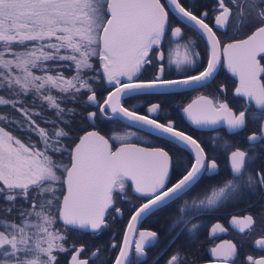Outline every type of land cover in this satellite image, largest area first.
<instances>
[{
  "label": "snow or ice",
  "instance_id": "obj_1",
  "mask_svg": "<svg viewBox=\"0 0 264 264\" xmlns=\"http://www.w3.org/2000/svg\"><path fill=\"white\" fill-rule=\"evenodd\" d=\"M193 9L195 4L186 6V0H0V109L8 110L0 111V198L9 205L0 215V264H58V254L69 252L70 264H89V259L108 264L99 247L81 258L85 245L69 244L68 232L100 233L108 227L110 210L123 215L117 197L128 200L129 182L144 202L132 206L121 244H111L118 249L112 264H132L133 253L142 264L159 236L136 225L177 201L182 203L170 227L179 229L176 237L196 233L194 217L264 190V170L252 168L260 158L257 144L264 147V0H216L211 25L209 11ZM172 18L205 45L206 67L198 74H190L201 60L195 41L185 39L184 28L173 26ZM230 29L250 34L236 39L227 35ZM221 56L238 77L235 94L245 98L243 110L201 95L181 111L196 126L224 125L232 133L249 119L259 123V133L247 137V149L233 150V142L214 139L213 147L228 154L226 176L220 175L217 159L180 130L164 107V98L180 85L206 86ZM148 68L151 75L141 78ZM101 77L110 89L98 97L94 85ZM83 93L84 104L96 108L86 114L93 130L69 145L65 141L72 139L77 114L70 105ZM144 96L160 99L150 105L135 99ZM129 99L134 103L125 106ZM101 118L119 121L124 130L102 135L94 124ZM156 142L162 146H143ZM173 170L178 174L174 183ZM206 179L210 182L202 184ZM231 224L241 233L251 232L256 220L251 214L233 216ZM217 230L227 231L220 224L212 228ZM254 246L264 251V236ZM211 252L218 264L238 256L230 241ZM165 264L188 261L177 249ZM243 264H264V255H248Z\"/></svg>",
  "mask_w": 264,
  "mask_h": 264
},
{
  "label": "flooded vegetation",
  "instance_id": "obj_2",
  "mask_svg": "<svg viewBox=\"0 0 264 264\" xmlns=\"http://www.w3.org/2000/svg\"><path fill=\"white\" fill-rule=\"evenodd\" d=\"M192 4H195V9L193 10H198L197 14H199V11H209L210 18L206 20V22L211 25L213 23L211 19L213 13L211 9L215 6L216 0H186V6ZM171 23L173 26H181L184 28L185 39L191 38L195 41L197 50L201 54V60L190 74H198L199 71H202L204 67H206L207 61V52L203 41L195 31H193L190 27H185L183 24H180L175 18L171 19ZM217 34L222 35L220 32ZM247 34H250V30L248 29H244L238 34L235 29H230L227 33L229 37L234 36L236 39L246 38ZM261 62L264 63V60ZM151 73L152 69L148 68L147 72L141 75V78H146L151 75ZM172 78L175 77L173 76ZM262 78H264V76H262ZM221 86H223V88ZM237 86L238 77L228 70L224 57L221 56V65L218 67L214 77L206 86L195 87L192 89H182L175 95L164 98V107L170 109V115L168 118L176 121L180 130H184L188 134L193 135L195 139H198L201 145L205 148V152L209 154L210 159L213 157L217 159V163L220 166L219 171L221 176L230 174L228 167V154L218 147H213L214 139L219 136L224 140L233 142V150H235V147H240L242 150L247 149L249 147L247 137L253 132L259 133V123L249 119L245 128L234 133L230 132L224 125L197 127L187 121L181 109L186 107L194 98L205 95L220 100H226L229 106L235 111H241L244 108L246 100L244 97H240L235 94V88ZM135 99L142 102L144 105H150L151 103L158 102L160 98L144 96L137 97ZM124 103L125 106H129L134 103V100L129 99L124 101ZM91 111H96V108L90 106L88 112ZM87 121L89 122L90 127L84 131L93 128V123L88 119ZM110 121L111 120L103 118L95 120V129H98L103 134H105V130L106 136H109L113 131L118 132L120 129H123L119 121ZM132 130L135 131L136 129L132 128ZM83 132H81L79 136ZM216 143L219 144V141H216ZM117 145L118 144L114 142L113 148L117 147ZM144 145L162 146L159 142H156L153 145ZM256 147L257 151L260 153V158L255 161L252 168L253 170H264V147H261L260 144H257ZM181 155L184 156L186 160H191V156L187 152L181 153ZM177 175L178 174L175 170L170 173L172 183H174L177 179ZM209 182L210 181H207L206 179L202 182V184ZM200 186L202 185H198V187ZM126 196L128 198L127 201L118 196L116 203V207L121 208L123 215H117L115 212L110 210L109 215L106 217L108 220V227L102 232L93 233L90 231H79V241L74 240V230H70L68 232L69 244L74 243L77 247L81 244L85 245V251L82 253L81 258H88L91 251L99 247L103 250L101 258L106 259L108 264H112L115 256L118 254V249L111 248V244L113 242L117 245L121 244L127 222L132 214L130 211L132 206L134 204L139 205L144 202L143 200L137 199V196L133 194L130 182L126 190ZM180 203H182V201H177L176 204L170 205L166 209H162L153 215L147 216L140 223L138 230L156 231L159 236V242L155 246L147 248V255L146 258L143 259L142 264H165L168 257L177 249H179L187 257L188 262L192 261L189 264L218 261L217 258L213 256L211 249L219 245H224L229 241L237 246L238 256L234 258V260L230 259L228 263L243 264L248 255H252L256 258L264 255V251H261L258 246H254V241L264 236V190L258 188L254 194L248 193L243 198L229 203L216 211H211L201 214L198 217H194L191 222L199 225L196 233L194 235H190L187 231H185L176 237V232L179 231V229L170 231V227L177 215L176 207ZM249 214L254 216L256 224L251 232L241 233L231 224V218L233 216H245ZM216 224L223 225L227 231L221 232L217 230V232L213 233L212 228ZM173 237L176 238L173 240ZM70 256L71 252L58 254V264H69ZM131 258L132 264H137V259L134 253ZM89 264H93L92 259H89ZM97 264H99V261H97Z\"/></svg>",
  "mask_w": 264,
  "mask_h": 264
},
{
  "label": "trees",
  "instance_id": "obj_3",
  "mask_svg": "<svg viewBox=\"0 0 264 264\" xmlns=\"http://www.w3.org/2000/svg\"><path fill=\"white\" fill-rule=\"evenodd\" d=\"M94 63H96L94 61ZM68 75H70L71 73H66ZM90 75L92 73H89ZM94 87L97 89V94L100 96H106L107 91L110 89V86L107 85L106 81L101 77L100 82L95 84ZM86 93L81 94V96L79 97L78 102L75 105H70V106H74L77 109V114L75 115L72 125H71V136L72 139L71 140H67L65 141L66 144H73V142H76L77 139L76 137L79 136V134L81 132H83L84 130L88 129L90 127L89 122L87 121L86 118V114L90 108L89 105L84 104V101L86 100ZM0 111H8L7 109H0ZM47 115L51 116L52 113L51 111L46 113ZM13 115H16L17 117L19 116L18 113H13ZM39 122V121H38ZM113 122V121H110ZM41 126H45V125H41ZM9 131H12V128L8 129ZM101 131H103L102 129H100ZM104 133L106 134V131L104 130ZM14 135H20L21 139H23V134L18 133V132H13ZM33 139H35V137H33ZM65 155H67L65 153ZM5 204L4 200L2 198H0V215H3V205ZM79 231L78 230H74V240H78L79 239ZM79 241V240H78ZM192 262V261H191ZM191 262H188L191 263Z\"/></svg>",
  "mask_w": 264,
  "mask_h": 264
},
{
  "label": "water",
  "instance_id": "obj_4",
  "mask_svg": "<svg viewBox=\"0 0 264 264\" xmlns=\"http://www.w3.org/2000/svg\"><path fill=\"white\" fill-rule=\"evenodd\" d=\"M182 89H186V86H184V85H180L179 86V90H182ZM196 98H194L193 100H195ZM193 100H191V102L190 103H192V101ZM189 103V104H190ZM184 114V113H183ZM185 115V114H184ZM185 118L187 119V121L189 122V123H191V121L190 120H188V118H187V116L185 115ZM90 122H92V121H90ZM93 123V122H92ZM192 124V123H191ZM194 125V124H193ZM196 126V125H195ZM197 127H199V126H197ZM209 127V126H208ZM90 130H93V128L92 129H89V130H87V131H90ZM95 130H98V129H95ZM99 131V130H98ZM84 134V132L80 135V136H82ZM101 134L102 135H105V134H103L102 132H101ZM106 136V135H105ZM107 137V136H106ZM76 142H78V140L76 141ZM118 146V145H117ZM143 146H145V145H143ZM131 219V218H130ZM129 222H130V220H129ZM128 222V223H129ZM128 225V224H127ZM139 225H140V223L139 224H137L136 225V227H137V229H138V227H139ZM127 232V226H126V228H125V231H124V235H125V233ZM124 235H123V237H124ZM123 240V239H122ZM69 264H70V262H69ZM195 264H218V261H212V262H200V263H195ZM228 264H231V263H228Z\"/></svg>",
  "mask_w": 264,
  "mask_h": 264
},
{
  "label": "rangeland",
  "instance_id": "obj_5",
  "mask_svg": "<svg viewBox=\"0 0 264 264\" xmlns=\"http://www.w3.org/2000/svg\"><path fill=\"white\" fill-rule=\"evenodd\" d=\"M124 129H120V131H123ZM132 130V129H131ZM120 131H118V132H120ZM132 131H134V130H132ZM5 202V201H4ZM16 203H17V205H20V204H22L23 203V201H21V200H17L16 201ZM7 206H9V205H7L6 203L3 205V207L5 208V207H7ZM15 213H13V215H14ZM9 218H11V217H9Z\"/></svg>",
  "mask_w": 264,
  "mask_h": 264
},
{
  "label": "bare ground",
  "instance_id": "obj_6",
  "mask_svg": "<svg viewBox=\"0 0 264 264\" xmlns=\"http://www.w3.org/2000/svg\"><path fill=\"white\" fill-rule=\"evenodd\" d=\"M131 218V217H130ZM130 218H129V220H130ZM129 220H128V222H129ZM128 222H127V224H128Z\"/></svg>",
  "mask_w": 264,
  "mask_h": 264
}]
</instances>
